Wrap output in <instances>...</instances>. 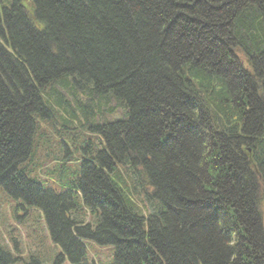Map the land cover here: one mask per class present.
<instances>
[{"label": "trees", "instance_id": "obj_1", "mask_svg": "<svg viewBox=\"0 0 264 264\" xmlns=\"http://www.w3.org/2000/svg\"><path fill=\"white\" fill-rule=\"evenodd\" d=\"M38 119L91 141L62 191ZM262 185L264 0H0V191L60 248L27 264H264Z\"/></svg>", "mask_w": 264, "mask_h": 264}, {"label": "rangeland", "instance_id": "obj_2", "mask_svg": "<svg viewBox=\"0 0 264 264\" xmlns=\"http://www.w3.org/2000/svg\"><path fill=\"white\" fill-rule=\"evenodd\" d=\"M84 133H80L79 136H83ZM57 139L58 134L54 132L53 127L46 124V122L41 121L39 123V128H37L35 133V140L37 143V148L34 151L33 155V161L36 163V166L39 165V167H42L44 171H47L51 165H52V157L57 156L60 153V150L57 145ZM49 154L47 157L46 154ZM50 164V165H49ZM40 168H37V171H39ZM136 173H131L130 176L135 179L136 181V191H138V178L135 175ZM40 175H43V171L40 172ZM53 177V176H52ZM263 197L261 201L263 200L262 206H261V213H262V225L264 228V185L261 186ZM135 200L138 205L142 208L146 205V196L145 192L141 191L140 194L134 195ZM8 199L0 191V229L2 230V239L4 247L11 250V253L16 256L19 261L15 264H26L29 256L31 254L42 256L43 254H49L50 255V263L53 262L55 256L54 254L58 251L57 246L47 237V234L45 233L43 235L42 229L44 228V223L42 221V218L40 217L39 213L37 211H28L30 215L32 212H35L38 221H35V218L33 216L34 222L33 225H29L27 228L22 227L20 229L17 227L18 232H14V236H16L19 248L21 249L20 252L15 251L13 247L11 246V243L9 242V238L7 237V230H9V226H17L15 221L13 220L14 217H16V213L13 211V206L11 204H7ZM9 203H13L10 201ZM156 204L154 202H149L147 204V208H145V212L153 211ZM20 216H18L17 220L22 223H28L29 217L26 215L24 211L20 212ZM12 224V225H11ZM28 232L32 239L28 238ZM39 240V242H36V240ZM62 264H68L66 261H64Z\"/></svg>", "mask_w": 264, "mask_h": 264}, {"label": "bare ground", "instance_id": "obj_3", "mask_svg": "<svg viewBox=\"0 0 264 264\" xmlns=\"http://www.w3.org/2000/svg\"><path fill=\"white\" fill-rule=\"evenodd\" d=\"M41 121H43V122H46V124H48V122H54V123H52L53 124V126L52 125H50V124H48L49 126H51V127H53L54 129H56L57 127H58V125L60 124L59 123V120H51V121H49V120H47V121H45L44 119L42 120V119H40ZM65 129V127H63V128H61V130L63 131ZM35 133H36V131H35ZM91 144V141H89V142H87V143H84L83 145H85V146H89ZM68 157V156H67ZM145 208V207H144ZM144 208H142V209H144Z\"/></svg>", "mask_w": 264, "mask_h": 264}]
</instances>
